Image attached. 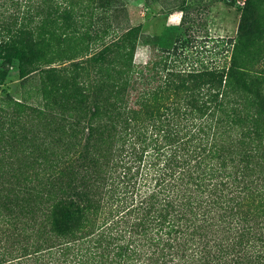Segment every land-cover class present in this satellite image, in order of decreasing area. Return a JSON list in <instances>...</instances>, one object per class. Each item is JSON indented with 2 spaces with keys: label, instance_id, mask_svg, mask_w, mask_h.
<instances>
[{
  "label": "trees",
  "instance_id": "16d2710c",
  "mask_svg": "<svg viewBox=\"0 0 264 264\" xmlns=\"http://www.w3.org/2000/svg\"><path fill=\"white\" fill-rule=\"evenodd\" d=\"M71 2L0 0V50L42 65L62 104L38 115L68 127L49 143L62 153L45 157L40 200L0 194V264H264V86L240 62L250 26L223 70L162 58L143 72L122 53L131 37L107 44L91 61L110 86L82 89L83 64L48 68L56 29L75 24Z\"/></svg>",
  "mask_w": 264,
  "mask_h": 264
},
{
  "label": "rangeland",
  "instance_id": "374dc122",
  "mask_svg": "<svg viewBox=\"0 0 264 264\" xmlns=\"http://www.w3.org/2000/svg\"><path fill=\"white\" fill-rule=\"evenodd\" d=\"M67 8L74 12L76 21L73 26L60 25L56 29L57 40L47 54L51 61L48 68H63L70 74L73 64H83L82 78L76 80L82 89L91 86L94 78L98 80L96 84L110 86L98 73L102 69L92 63L91 56L107 44L119 46L129 37L135 48L122 53L127 52L143 72H149L146 67L156 65L162 58L176 65L169 66L173 71L223 70L229 64L232 43L239 37L241 24L250 26L251 36L240 62L264 86V0H72ZM0 34L9 37L3 28ZM40 67L38 62L23 63L19 51L9 55L7 48L0 50V194L15 190L30 201L40 200L42 174L50 171L45 169V157L50 160V154L56 158L62 153L57 146L51 148L50 141L62 137L65 142L68 136L66 122L48 124V119L38 115L44 107L62 104L57 98L61 94L50 102L52 89L46 85ZM142 76V83L150 85ZM197 87L201 92L210 88L205 83ZM58 110L53 111L57 114ZM73 110L70 113L77 112L75 118L81 120V108ZM98 122L102 120L95 123ZM84 139L82 136L81 144ZM66 175L67 171L62 177L66 179ZM12 199L16 200L15 196ZM245 223V227L252 225ZM249 241L250 236H245L242 243Z\"/></svg>",
  "mask_w": 264,
  "mask_h": 264
}]
</instances>
